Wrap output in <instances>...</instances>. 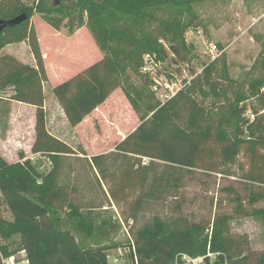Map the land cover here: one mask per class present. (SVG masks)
<instances>
[{
	"label": "trees",
	"instance_id": "obj_1",
	"mask_svg": "<svg viewBox=\"0 0 264 264\" xmlns=\"http://www.w3.org/2000/svg\"><path fill=\"white\" fill-rule=\"evenodd\" d=\"M218 1L230 0H85L91 30L104 56L57 85L53 92L72 126L82 123L120 87L134 100L140 115L138 127L117 142L115 150L89 159L114 199L136 178L143 185L156 161H161L174 168L217 172L246 183L247 197L237 194L231 200L236 202L235 212L255 215L264 225V207L254 206L264 201V79L251 85L257 104L233 110L239 123L237 134L232 135L225 115L216 105L237 100L245 90L244 83L231 80L227 70L217 76L215 65L210 63L165 102L156 98L146 81L138 84L131 78V73H141L146 55L156 52L168 57L163 41L170 44L175 55L187 49L185 32L197 24V6ZM23 12L29 18L2 32L0 51L8 44L28 41L36 63H24L11 54L0 56V92L12 90L9 98L0 94V103L5 107L0 106V112L7 117L13 101L36 107L32 152L48 157L53 167L44 172L30 158L9 163L0 155V191L12 213L10 220L0 217L1 251L8 256L25 249L30 264H109L112 245L85 247L67 228L72 225L91 236L94 222L70 202L66 188L58 182L62 156L75 150L47 128L44 83L48 76L39 39L30 24V8L19 0L0 3V19ZM208 98H212L210 105L205 102ZM248 112L253 118L247 116ZM241 155L247 164L239 162ZM116 170L121 183L112 190L109 177ZM125 170H129V176L123 174ZM168 182L166 186H172ZM173 185L179 186L177 182ZM141 201L142 197L135 200L137 206ZM65 207L69 209L66 217L62 214ZM233 218L231 214L217 215L211 238L200 232L204 226L200 223L170 226L156 218L137 232L134 246L123 245L131 249L132 264H176L178 255H206L208 246L219 253L215 264H264V249H252L247 238L240 242L228 238ZM16 236L20 245L11 249L10 241Z\"/></svg>",
	"mask_w": 264,
	"mask_h": 264
},
{
	"label": "rangeland",
	"instance_id": "obj_2",
	"mask_svg": "<svg viewBox=\"0 0 264 264\" xmlns=\"http://www.w3.org/2000/svg\"><path fill=\"white\" fill-rule=\"evenodd\" d=\"M19 1L30 8V24L39 39L44 58L48 76L44 83L48 131L75 150L73 154L62 156L58 182L66 188L70 202L80 212L88 214L94 222L91 236L81 228L78 230L72 228V225L67 226L76 234L80 243L85 247L112 245L108 251L109 264H132L131 249L123 244L134 245L137 232L143 226L152 224L156 218L170 226L175 223H200L204 225L200 232L211 238L215 217L231 214L234 218L229 223L228 238L232 242L247 238L252 249L263 250L264 225L261 219L255 215L243 216L235 212L236 202L231 200L237 194L242 198L248 194L247 184L235 177L202 169L174 168L156 161L143 185L136 178L130 185H126L127 189L120 196L116 192V199L110 196L109 187L89 159L115 150L120 138L138 127V108L132 97L120 87L90 118L79 126H72L62 114L53 89L82 73L104 56L91 30L88 12L83 6L85 0ZM43 8L46 11H41ZM197 11L200 16L197 24L185 32L187 49H181L175 55L170 50V44L163 41L169 52L168 57L164 58L156 52L146 55L141 73H131V78L138 84L146 81L156 98L165 102L201 74L210 63L215 65L217 76L227 70L231 80L244 83L245 93L237 100L226 104L221 102L216 106L218 112L225 115L231 134L236 135L239 118L233 110L238 106L256 105L257 98L251 85L264 79V0L207 2L197 6ZM5 54H11L24 63H36L28 41L8 44L0 51V56ZM0 94L9 98L12 90ZM205 102L210 105L212 98ZM3 104L0 103L2 108ZM9 106L11 111L7 117L0 112V155L9 163L30 158L41 171L52 169L53 163L48 157L32 152L36 138L31 123L34 111L17 103L11 102ZM247 116L253 118L251 112ZM239 162L247 164L242 155ZM233 169L237 170V167ZM119 173L116 170L109 177L112 190L121 183ZM123 174L129 176L130 172L125 170ZM167 179L172 186H166ZM174 182L179 186L175 187ZM139 197H142V201L137 206L135 200ZM254 206L264 207V201ZM68 212L69 209L65 207L62 214L66 217ZM0 217L12 219L1 191ZM105 220L109 224L103 226ZM123 223L128 225L129 233ZM208 224H211L210 227ZM115 244L117 247H114ZM19 245L18 236L10 241L11 249ZM209 251L208 246L207 253ZM116 259L119 261L116 262Z\"/></svg>",
	"mask_w": 264,
	"mask_h": 264
},
{
	"label": "built area",
	"instance_id": "obj_3",
	"mask_svg": "<svg viewBox=\"0 0 264 264\" xmlns=\"http://www.w3.org/2000/svg\"><path fill=\"white\" fill-rule=\"evenodd\" d=\"M214 48L217 49V46H214ZM263 112H264V110H263ZM147 162H148V160L145 159L144 163H147ZM131 224H132V222H130V226H131ZM123 226L125 227L126 231L129 233L128 225H124V223H123ZM209 249H210V246H209ZM133 253L136 257V252H135L134 247H133ZM218 256H219L218 252H212V251H209L203 257H193L189 254L183 253V254L177 256L176 264H200L202 262L204 264H207V263L215 264L214 262ZM207 258L210 259V262L205 261V260H207ZM115 261L118 262L119 260L116 259ZM0 262H1V264H30V260L28 258V255H27V252L25 249H20L17 252H14L8 256H5V254L1 251V248H0ZM225 264H227V263H225Z\"/></svg>",
	"mask_w": 264,
	"mask_h": 264
},
{
	"label": "water",
	"instance_id": "obj_4",
	"mask_svg": "<svg viewBox=\"0 0 264 264\" xmlns=\"http://www.w3.org/2000/svg\"><path fill=\"white\" fill-rule=\"evenodd\" d=\"M28 18H29V15L26 12H23L19 14L18 16L11 18V19H3V18L0 19V35L5 29L12 28L16 25H19L25 20H27ZM208 264H212V263H208Z\"/></svg>",
	"mask_w": 264,
	"mask_h": 264
},
{
	"label": "crops",
	"instance_id": "obj_5",
	"mask_svg": "<svg viewBox=\"0 0 264 264\" xmlns=\"http://www.w3.org/2000/svg\"><path fill=\"white\" fill-rule=\"evenodd\" d=\"M12 103H17V104H20V105H25L26 107H29L31 110H33L34 111V113H33V115H31L32 117H31V123H32V129H33V132L36 134V131H35V124H36V107L35 106H33V105H29V104H25V103H20V102H16V101H13ZM45 104H46V101H45ZM61 105V104H60ZM61 108H62V106H61ZM62 114L64 115V117L67 119V116H66V114H65V112H64V110H63V108H62ZM94 112L95 111H93V113L91 114V115H89V116H87L85 119H84V121L83 122H85L88 118H90L93 114H94ZM68 120V119H67ZM82 122V123H83ZM82 123H80V124H78L77 126H79V125H81ZM125 137V136H124ZM123 137V138H124ZM123 138H120V140H122ZM36 139V138H35ZM119 140V141H120ZM35 141V140H34Z\"/></svg>",
	"mask_w": 264,
	"mask_h": 264
}]
</instances>
